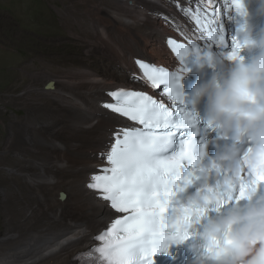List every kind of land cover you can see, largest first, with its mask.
Returning <instances> with one entry per match:
<instances>
[{
	"label": "bare ground",
	"instance_id": "1",
	"mask_svg": "<svg viewBox=\"0 0 264 264\" xmlns=\"http://www.w3.org/2000/svg\"><path fill=\"white\" fill-rule=\"evenodd\" d=\"M81 3L80 12L68 7L67 14L76 17L85 58H98L101 67L44 66L30 73L31 83L23 93L34 104L19 120L16 133L21 131L23 144L16 152L19 165L12 167L26 189L24 216L0 239L10 246L0 252V264H77L73 258L92 245V238L114 217L108 204L86 188L88 176L101 166L99 153L111 133L125 125L100 106L109 101L106 93L147 87L135 61H172L165 39L193 32L188 10L220 7L219 0Z\"/></svg>",
	"mask_w": 264,
	"mask_h": 264
},
{
	"label": "snow or ice",
	"instance_id": "2",
	"mask_svg": "<svg viewBox=\"0 0 264 264\" xmlns=\"http://www.w3.org/2000/svg\"><path fill=\"white\" fill-rule=\"evenodd\" d=\"M231 4L237 12L244 14L241 0H231ZM227 6L228 0H225ZM219 15V10L213 9L198 16L197 23L207 32L208 41L224 45L223 24L213 28ZM240 47V42L233 38L232 59L238 58ZM193 50H199L197 45H191V49L183 44L175 45L176 55L182 63L177 71H166L137 61L153 87L163 85L162 90L178 101L176 121L162 103L140 91H111L108 95L114 102L100 105L137 122L142 128L125 127L113 131L112 140L106 145L107 151L99 153L110 166L103 167L101 173L92 174L87 187L97 193V199L109 201L111 209L128 215L109 221L94 238L98 243L73 258L78 264H154V257L166 253L172 243L189 239L191 232L188 229L193 217H202L208 211L181 206L178 198V194L197 181L196 172L205 152L202 141L197 152V141L193 138L199 134L198 117L187 108L180 86V72ZM179 130H184L179 148L167 154L172 147V138ZM185 136L187 139H183ZM257 164L255 157L248 161L253 177ZM245 187L242 185L237 194L226 200H217L216 210L233 199H244ZM60 198L65 199V194L60 193Z\"/></svg>",
	"mask_w": 264,
	"mask_h": 264
},
{
	"label": "clouds",
	"instance_id": "3",
	"mask_svg": "<svg viewBox=\"0 0 264 264\" xmlns=\"http://www.w3.org/2000/svg\"><path fill=\"white\" fill-rule=\"evenodd\" d=\"M258 2L264 14V0ZM237 40L236 59L231 52L200 56L192 67L197 79L183 92L197 117L203 105V118L218 137L211 155L205 146L196 172L199 188L179 199L181 206L208 209L189 226L191 233L199 230L191 237L189 264H264V28L257 32L244 24ZM243 51L251 56H242ZM253 157L255 177L248 167ZM242 185L244 199L216 210L217 200L234 196Z\"/></svg>",
	"mask_w": 264,
	"mask_h": 264
},
{
	"label": "rangeland",
	"instance_id": "4",
	"mask_svg": "<svg viewBox=\"0 0 264 264\" xmlns=\"http://www.w3.org/2000/svg\"><path fill=\"white\" fill-rule=\"evenodd\" d=\"M68 7L80 12L83 5L81 0H0V239L24 216L26 189L12 167L19 165L16 152L23 144L16 129L34 104L23 93L30 73L44 66L101 67L98 58H85V45L77 40L81 30ZM9 247L0 241V252Z\"/></svg>",
	"mask_w": 264,
	"mask_h": 264
}]
</instances>
